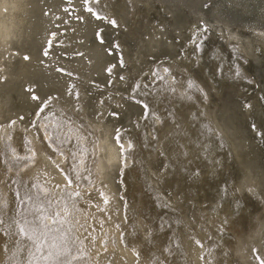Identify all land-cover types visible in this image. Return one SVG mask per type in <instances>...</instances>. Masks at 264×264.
I'll use <instances>...</instances> for the list:
<instances>
[{"label": "bare ground", "instance_id": "6f19581e", "mask_svg": "<svg viewBox=\"0 0 264 264\" xmlns=\"http://www.w3.org/2000/svg\"><path fill=\"white\" fill-rule=\"evenodd\" d=\"M177 1H215L225 27L264 39L250 0H0V264H53L51 241L37 252L11 222L17 180L51 193L53 213L67 201L56 243L72 264H264V96L221 84L260 48L231 30L204 40L222 28L188 22Z\"/></svg>", "mask_w": 264, "mask_h": 264}, {"label": "rangeland", "instance_id": "374dc122", "mask_svg": "<svg viewBox=\"0 0 264 264\" xmlns=\"http://www.w3.org/2000/svg\"><path fill=\"white\" fill-rule=\"evenodd\" d=\"M252 3H254L257 7H263L264 6V0H250ZM215 1H211V2H206V3H203L201 6H198L197 8L195 7V5L193 4V3H185V2H183V1H177L176 2V4H175V8L178 10V12H180V13H183L184 14V16H185V18H186V20L188 21V22H197V26H210L211 25V23H210V21H212L213 23H216V25H219L222 29H218V30H215V31H213L212 30V36H210V37H205V38H203L204 40H208V39H215V40H217V39H219V37L217 36V35H220V36H222L223 38H225V40L226 39H229L230 38V36L228 37L227 36V34H228V32L226 31V30H231V32H239L240 34H241V37H242V40H244V39H249L250 40V42L254 45V46H256V47H258V48H260V53H259V59H257V60H254L253 61V63H248L247 62V60H246V58L244 57V58H240L239 59V66H240V76L234 81V80H230V79H228V78H223L222 79V85L223 86H225V87H229V86H232V85H239V86H247V87H255L253 90H259V92L264 96V44H262V42H263V37L262 36H260V34L259 33H257V32H254V31H245V30H243V29H238V28H236V27H234V26H231V25H228V24H226L227 26H228V28L227 27H225V25L224 24H222V22L219 20V19H216L215 17H213L212 16V14H211V12L214 10V6H215ZM190 5H194L193 7H191ZM221 12H225L226 11V9L224 8V9H221L220 10ZM168 22H166V24H167ZM203 29H204V27H203ZM224 29V30H223ZM204 33L205 32H207L206 34L208 35L210 32L207 30V28H205L204 30ZM221 31V32H220ZM214 32H215V34H214ZM229 35V34H228ZM258 38H262V40H258ZM231 39V38H230ZM226 43V42H225ZM196 51L198 50V49H200V42H198L197 44H196ZM224 47H225V45H224ZM241 62V63H240ZM247 66V67H246ZM245 67V68H244ZM253 68V69H252ZM244 69V70H243ZM252 70H253V74H254V76H255V78H253V75H252ZM161 73L163 74L164 72H162L161 71ZM242 76V77H241ZM242 78V79H241ZM246 79V80H245ZM248 79V80H247ZM170 80V79H169ZM167 81L168 80H166V83H167ZM153 84V83H152ZM168 86H169V83L167 84ZM258 87V88H257ZM149 91V92H148ZM148 93H149V95H148ZM150 94H151V91H150V89H147V92H145L144 94H143V96H145V99L149 102V104H148V102L146 101V105H147V109H148V107L149 108H151L152 107V100L150 101L149 100V97H150ZM225 94H227L226 92H224V96H225ZM226 97V96H225ZM223 100V97H220V96H216L215 97V101L216 102H221ZM163 101V102H162ZM160 102V103H159ZM158 102V104L159 105H161L163 108H161V113L162 114H164V112H165V114L167 113V110H168V106H169V104H167V103H170V102H168V101H166L165 102V100H163V98L162 99H160V101ZM263 102H264V100H263ZM151 106V107H150ZM165 106V107H164ZM149 110V109H148ZM259 115H260V120H261V122H262V125H261V129H262V131H263V138H264V104L262 105V107H261V109H260V112H259ZM144 125H146V127H148V130L150 129L149 128V125L146 123V122H144ZM151 133V134H150ZM154 134V131H153V128H151L150 129V132H149V137H152V135ZM47 141H48V143H50L49 144V146L48 147H50V149H52V150H55L56 149V147H55V144H54V146L53 145H51V143L52 142H54L55 143V140L52 138V136L50 135L49 137H48V139H47ZM141 144V147L142 148H144V145L145 144H142V143H140ZM55 148V149H54ZM57 150V149H56ZM19 152L20 153H25L26 152V150L25 149H19ZM11 159H19L20 160V162L24 159V160H27L28 159V157H26V156H24V158L22 159L20 156L18 157V156H15L14 158H12V157H10ZM227 158H228V156H227ZM19 162V163H20ZM15 185V188H16V190L17 191H15V196H16V198H17V200H18V197H17V194L19 193V196L20 197H25L26 196V194H32L33 196L35 195V194H39L40 196H42L41 194H40V192H39V190L38 189H36L35 187H33L32 189L31 188H29V189H27V187H25V188H23V186H22V182H20L19 180H17L16 181V184H14ZM33 189H35V190H33ZM259 189H260V191H261V194L263 195V197L261 198V203H259V205H262V203H263V205H264V189L263 188H260L259 187ZM31 190H33V191H31ZM18 192V193H17ZM37 203H39V202H37ZM20 203H19V200L17 201V204H16V206H15V209H14V212H13V215L12 216H10V218H11V222H14V221H17L18 223H20V226L21 227H24V225L22 226V223H23V221H22V217L20 216V215H18L23 209H22V206H18ZM29 207H34V205L31 203V202H29ZM254 210V209H253ZM257 210V209H256ZM33 211H35V210H33ZM258 211V210H257ZM4 215V214H3ZM259 215L260 214H258V213H256V215H255V217H256V224L257 223H259L263 218H264V213H262L261 215H260V217H259ZM5 216V215H4ZM262 216V217H261ZM5 222V224L6 225H9V224H11V223H9V222H7L6 220L4 221ZM48 225L49 224H51V222H47V221H45ZM221 232H222V230L221 229H219ZM223 233V232H222ZM56 235H58L59 234V232H57V233H55ZM237 235L236 234H233V237H236ZM229 239H231V238H228L227 240L228 241H230ZM222 246L224 247V249H225V251L227 252V253H229V254H231L230 253V251L228 250V248H227V246L224 244V243H222ZM228 254V255H229ZM71 258V260H73L74 261V259H75V257H73V256H71L70 255V253H69V256H66V257H62V259H66V258ZM15 259V260H14ZM13 259V263L12 264H17L18 263V261H16L17 260V258L15 257ZM228 261H229V263L228 264H231V256H229L228 257Z\"/></svg>", "mask_w": 264, "mask_h": 264}, {"label": "snow or ice", "instance_id": "6c2138e0", "mask_svg": "<svg viewBox=\"0 0 264 264\" xmlns=\"http://www.w3.org/2000/svg\"><path fill=\"white\" fill-rule=\"evenodd\" d=\"M66 11V9H65ZM89 12H91V9H88ZM92 15L96 19H103L100 17L97 13L92 12ZM113 26H115V21H111ZM55 36V34H52ZM96 39L99 43L103 44V36L101 32H97L96 34ZM51 41L48 42V45L43 49V56L48 57L50 47H51ZM116 47H119L118 45H115ZM25 60H28L29 57L25 56ZM58 72L63 73L65 70L61 68L56 69ZM167 72L168 70L165 69ZM71 75V73H68ZM189 87H191V84H189ZM31 91V89H29ZM33 100H39V97L37 95L32 96ZM46 104L41 105L40 108L38 109V115L40 113L44 112V107ZM142 107L147 108V105H142ZM46 118V117H45ZM71 185H69L70 187ZM67 197V200H73L74 195L78 196L79 193H66L65 194ZM19 203L22 206V211L19 213V215L22 217L23 225L24 227H21L19 231L21 233H31L32 237H34V242L36 243V249L37 252L41 251V246L44 243L45 240H50L51 241V249H44L43 250V255L45 260H53V264H72L71 258L68 259H62V257L68 256V254L72 251L70 248L67 247V244L64 243L63 247H61L60 244H57V236L55 233L60 231V226L62 224L61 221V215L63 214L64 220L63 222H67V216L69 214L68 208H67V201L65 202L64 208L62 209V212L57 211L53 213L50 210L45 209L44 203L46 202L47 205L51 206L53 204V197L51 193L47 196L41 197L38 193L35 194L34 196L32 194H26L25 197H20L19 193L17 194ZM29 202H31L35 206V211L32 210V208L29 207ZM39 202V203H37ZM74 206V205H73ZM51 217L53 220V225H48L45 223V221ZM0 223H3L2 217H0ZM14 223H18L17 221H14ZM31 238V237H30ZM61 240L63 242V237H61ZM54 250V251H53ZM54 258V259H53Z\"/></svg>", "mask_w": 264, "mask_h": 264}, {"label": "water", "instance_id": "95a60500", "mask_svg": "<svg viewBox=\"0 0 264 264\" xmlns=\"http://www.w3.org/2000/svg\"><path fill=\"white\" fill-rule=\"evenodd\" d=\"M56 236H58V235H56Z\"/></svg>", "mask_w": 264, "mask_h": 264}]
</instances>
